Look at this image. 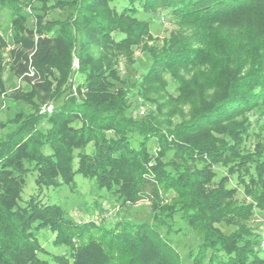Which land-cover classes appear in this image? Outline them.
Returning <instances> with one entry per match:
<instances>
[{"label": "trees", "instance_id": "16d2710c", "mask_svg": "<svg viewBox=\"0 0 264 264\" xmlns=\"http://www.w3.org/2000/svg\"><path fill=\"white\" fill-rule=\"evenodd\" d=\"M1 7L12 12L13 47L5 58L0 37V95L16 113L0 121V264H45L41 228L70 248L71 264H264V219L251 225L255 213L264 218V138L251 140L264 125V0H0ZM163 16L176 26L160 43L151 31ZM141 45L143 72L133 50ZM73 58L86 77L76 92ZM164 74L178 92L166 98L175 103L167 119L183 102L192 106L175 124L164 123L149 95L166 86ZM20 76L27 83L8 89ZM132 98L152 107L138 117ZM33 169L39 191L75 186L81 173L120 205L149 198L153 226L82 224L37 195L21 208ZM158 228L187 235L188 252Z\"/></svg>", "mask_w": 264, "mask_h": 264}, {"label": "rangeland", "instance_id": "374dc122", "mask_svg": "<svg viewBox=\"0 0 264 264\" xmlns=\"http://www.w3.org/2000/svg\"><path fill=\"white\" fill-rule=\"evenodd\" d=\"M25 10V9H24ZM29 10V9H28ZM140 18H149L147 15H139ZM12 19V12L8 7H1L0 8V37L5 39L7 46L3 50L4 57L8 59L9 49L13 47V43L11 42V39L9 37L10 35V22ZM37 22L36 18L31 17L29 21H27V25H29V28H33V23ZM32 24V25H31ZM174 22L170 21L168 17H164L159 19V21L152 24V36L153 38H158L160 43L162 41L169 37L170 33L175 28ZM36 28V26L34 27ZM141 47H135L134 54L135 56H138L137 58V66H139V71L143 72L146 71L148 67V61H145V59L141 56ZM143 60V65H141ZM123 64V62L121 63ZM71 68L77 69L74 73V78L76 84H74V92H76L77 88L76 85L79 82H83L85 80V74L81 69L79 68V59L73 58L72 66ZM164 78L166 80V86H159V84H155L154 89L151 88L149 91V95L152 99L155 100V102H159L162 105L163 113L158 114V116L163 118L164 123H177L180 119H182L184 116L187 115V112L192 107L190 103L183 102L182 105L177 109L178 111L172 114L170 117L171 119H167L168 111L171 109V105L175 104L172 103L171 99L169 97H174L178 94L176 90V85L171 79L170 75L164 74ZM27 82H22L19 80L18 77H14L11 82L7 84L8 89L13 88L17 86L18 84H26ZM82 92H86L87 89L82 88ZM5 95L2 97L0 96V121H8L10 118H12L16 113V106L8 100L5 92L3 93ZM166 98L169 99L170 104H166ZM136 99V97H135ZM134 100L133 104V112L136 116H142L146 114L149 109L152 107L150 104H143L144 101L140 98L139 105H136V100ZM44 107V106H43ZM42 107V109H43ZM153 109V108H152ZM179 111H182V115L179 113ZM156 112V111H155ZM255 115H252V118L255 119ZM264 121V120H263ZM264 124V122H262ZM170 125V124H169ZM166 127V126H165ZM2 129V128H1ZM4 129V128H3ZM252 132V141L254 142L257 139V134L259 133L262 138H264V125H255ZM131 140L134 141V145H138V141L142 139L140 136L136 135L135 133L130 134ZM148 146L153 151L157 148V143L154 139L149 141ZM90 147L87 148L89 150ZM46 152H50V149L48 147L45 148ZM77 159H75V166H77ZM218 175H222L226 173L225 169L223 167H215ZM36 177H37V171L36 170H30L27 173V179H26V185L24 187V190L21 195V199L19 200V207L23 208L25 207L31 197L33 195H37L36 201L44 203V204H58L62 206L70 215L71 217L75 218L77 222L79 223H85L89 219H93L96 221H102V225L106 224V226L110 227L114 224L116 225V222H121V226L118 227V230H121L123 226H129L132 223H148L151 227L153 226L152 220H151V200L149 198H143L135 203H128L125 205H120V201L116 200V196L112 194L110 191H108L106 188H99L97 184L95 183V180L85 177L81 173H76L75 175V186L72 185H61V186H51V187H43L41 191L38 190L36 185ZM232 186H237L235 181H232ZM238 198L239 200H244L245 196L243 193L242 187H238ZM102 209V210H101ZM263 215L261 212L255 213V216L253 220H251L252 226H257V224H260L261 221H263ZM184 223V222H183ZM184 226V224H182ZM175 227H178L175 226ZM225 227V226H224ZM78 230L79 228L76 227ZM226 228V227H225ZM160 233L162 234V237L164 241H170V239H173L174 244L177 248V250L182 254L185 255L188 252V246L187 244L192 240L187 235H183L181 233H170L168 234L165 230V228H158ZM36 230V229H35ZM78 232L74 239L78 240ZM36 235L42 244V251L38 253L40 258L45 262V264H71L70 261V248L66 245H58L55 243L54 238L56 236V233L51 231L48 228H41L39 230H36ZM192 242V241H191ZM261 246L264 249V245L261 241Z\"/></svg>", "mask_w": 264, "mask_h": 264}, {"label": "built area", "instance_id": "2783aa9c", "mask_svg": "<svg viewBox=\"0 0 264 264\" xmlns=\"http://www.w3.org/2000/svg\"><path fill=\"white\" fill-rule=\"evenodd\" d=\"M26 75L28 76H33L34 75V72L31 70L29 73L27 72ZM22 79H23V76H20L19 77V80L22 82ZM20 85V84H18ZM5 95L2 94V97H4ZM53 109V105L52 104H48L47 106H44L43 107V111L44 110H48V111H51ZM262 244L264 245V234H263V239H262Z\"/></svg>", "mask_w": 264, "mask_h": 264}, {"label": "crops", "instance_id": "0c3cea01", "mask_svg": "<svg viewBox=\"0 0 264 264\" xmlns=\"http://www.w3.org/2000/svg\"><path fill=\"white\" fill-rule=\"evenodd\" d=\"M1 96V95H0Z\"/></svg>", "mask_w": 264, "mask_h": 264}]
</instances>
